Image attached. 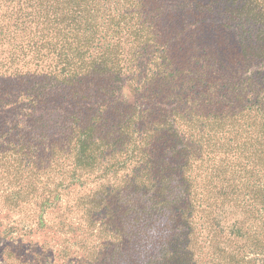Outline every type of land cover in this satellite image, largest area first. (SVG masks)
Wrapping results in <instances>:
<instances>
[{"label":"trees","instance_id":"trees-1","mask_svg":"<svg viewBox=\"0 0 264 264\" xmlns=\"http://www.w3.org/2000/svg\"><path fill=\"white\" fill-rule=\"evenodd\" d=\"M0 232L16 264H264V0H0Z\"/></svg>","mask_w":264,"mask_h":264},{"label":"rangeland","instance_id":"rangeland-1","mask_svg":"<svg viewBox=\"0 0 264 264\" xmlns=\"http://www.w3.org/2000/svg\"><path fill=\"white\" fill-rule=\"evenodd\" d=\"M34 14H36V12H33ZM40 13V12H38ZM37 13V14H38ZM13 222H19V218L16 217L15 215H10L6 220H5V227L6 225H8V223H13ZM14 224H10L9 227H11ZM17 228L19 229L20 226L17 225ZM38 237V236H37ZM27 239L25 238H20L16 235H9V234H4L1 235L0 232V249L4 247L5 244H10L11 246L13 244L18 245L19 243H21L22 246L26 247L27 243L25 242ZM2 251H0V264H16L14 262H12V260H6L5 256L1 253Z\"/></svg>","mask_w":264,"mask_h":264}]
</instances>
